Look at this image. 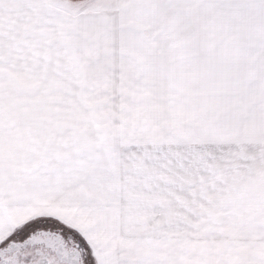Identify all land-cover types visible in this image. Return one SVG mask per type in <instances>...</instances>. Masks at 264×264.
<instances>
[{"label":"snow or ice","instance_id":"1","mask_svg":"<svg viewBox=\"0 0 264 264\" xmlns=\"http://www.w3.org/2000/svg\"><path fill=\"white\" fill-rule=\"evenodd\" d=\"M0 264H264V0H0Z\"/></svg>","mask_w":264,"mask_h":264}]
</instances>
